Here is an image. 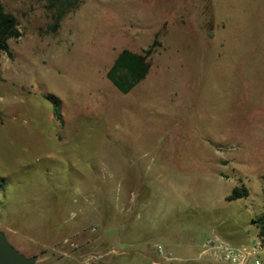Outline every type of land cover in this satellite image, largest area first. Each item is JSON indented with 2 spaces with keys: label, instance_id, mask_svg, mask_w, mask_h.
<instances>
[{
  "label": "rangeland",
  "instance_id": "374dc122",
  "mask_svg": "<svg viewBox=\"0 0 264 264\" xmlns=\"http://www.w3.org/2000/svg\"><path fill=\"white\" fill-rule=\"evenodd\" d=\"M79 1L51 30L45 1L1 0L22 37L0 53V231L39 264L125 262L111 258L128 249L118 205L137 190L153 199L131 234L138 249L176 238L202 251L213 229L233 246L256 241L264 0ZM154 43L148 76L122 95L108 71ZM241 185L250 196L227 202Z\"/></svg>",
  "mask_w": 264,
  "mask_h": 264
},
{
  "label": "trees",
  "instance_id": "16d2710c",
  "mask_svg": "<svg viewBox=\"0 0 264 264\" xmlns=\"http://www.w3.org/2000/svg\"><path fill=\"white\" fill-rule=\"evenodd\" d=\"M47 4L48 11L52 14L54 24L50 25L51 30H56L61 21L71 12L77 10L80 5L79 0H43ZM22 37L18 19L7 13L0 0V53L10 54L9 41ZM154 43L143 53H135L129 50L121 52L115 60L113 66L108 71L106 77L108 81L122 94L128 95L148 76L151 70V57L155 53ZM49 100L54 106V115L59 120L62 119L61 101L53 96ZM3 184L0 183V187ZM250 196L249 190L244 186L237 187L232 194L226 197L227 202L246 199ZM254 224L258 229V238L264 243V214L258 217Z\"/></svg>",
  "mask_w": 264,
  "mask_h": 264
},
{
  "label": "crops",
  "instance_id": "0c3cea01",
  "mask_svg": "<svg viewBox=\"0 0 264 264\" xmlns=\"http://www.w3.org/2000/svg\"><path fill=\"white\" fill-rule=\"evenodd\" d=\"M137 193V190H131L132 196L127 201H125L124 204H122L123 201L121 200L120 205H118V208L123 216V219L118 220L120 235L119 242L120 244L126 245L128 248L115 252L116 256L111 255V258L120 257L125 259V262L118 261V264H221L208 257H203L201 254V249H199V247L197 249L194 240V247L191 246L192 242L190 243V241H185L186 243H184L181 241V239L178 240L176 238L175 240L178 241V243H171L172 241H168L166 244L169 245L166 247L170 249L171 256L173 257V260L171 261L163 259L156 251L151 250L150 247H148L150 241L145 242L144 248L138 249L136 246L138 237L131 236V234L133 233L134 229H138L139 225H142L140 223V220L143 219L141 215L144 214V210L151 206L153 199H147L146 197L142 196L143 200H141ZM101 221L103 222L104 218H102ZM214 233H216V231L213 229L212 235H214ZM209 236H211V234ZM254 242L255 240L250 242V245H252ZM239 243L244 245L243 240ZM112 251L113 250H110L108 255L112 254ZM104 258L107 260V254H104ZM108 263L114 262L108 260Z\"/></svg>",
  "mask_w": 264,
  "mask_h": 264
},
{
  "label": "built area",
  "instance_id": "2783aa9c",
  "mask_svg": "<svg viewBox=\"0 0 264 264\" xmlns=\"http://www.w3.org/2000/svg\"><path fill=\"white\" fill-rule=\"evenodd\" d=\"M156 248L163 259L173 260L168 248L163 246ZM201 254L221 264H264V243L258 238L249 246H233L217 235H211L205 240Z\"/></svg>",
  "mask_w": 264,
  "mask_h": 264
},
{
  "label": "water",
  "instance_id": "95a60500",
  "mask_svg": "<svg viewBox=\"0 0 264 264\" xmlns=\"http://www.w3.org/2000/svg\"><path fill=\"white\" fill-rule=\"evenodd\" d=\"M0 264H39L37 257H26L15 249L0 231Z\"/></svg>",
  "mask_w": 264,
  "mask_h": 264
}]
</instances>
